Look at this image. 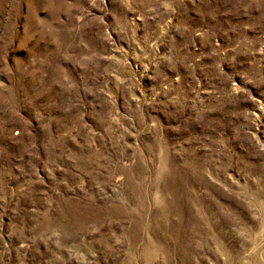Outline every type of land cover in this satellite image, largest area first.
I'll list each match as a JSON object with an SVG mask.
<instances>
[{
    "label": "rangeland",
    "instance_id": "374dc122",
    "mask_svg": "<svg viewBox=\"0 0 264 264\" xmlns=\"http://www.w3.org/2000/svg\"><path fill=\"white\" fill-rule=\"evenodd\" d=\"M0 264H264V0H0Z\"/></svg>",
    "mask_w": 264,
    "mask_h": 264
}]
</instances>
